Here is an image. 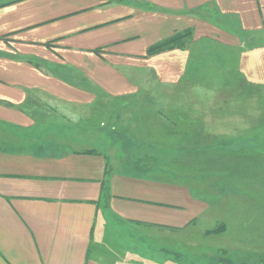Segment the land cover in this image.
I'll list each match as a JSON object with an SVG mask.
<instances>
[{"label":"crops","instance_id":"crops-1","mask_svg":"<svg viewBox=\"0 0 264 264\" xmlns=\"http://www.w3.org/2000/svg\"><path fill=\"white\" fill-rule=\"evenodd\" d=\"M262 38L264 0H0V264H262L264 190L241 186L264 179L254 93L190 70L214 40L264 89ZM104 99H137V121L105 138L83 117ZM131 139L146 150L123 157Z\"/></svg>","mask_w":264,"mask_h":264},{"label":"rangeland","instance_id":"rangeland-1","mask_svg":"<svg viewBox=\"0 0 264 264\" xmlns=\"http://www.w3.org/2000/svg\"><path fill=\"white\" fill-rule=\"evenodd\" d=\"M211 20H214L213 17H211ZM262 38L261 40H263ZM186 39L183 43H185ZM230 46H225L223 44H220L219 42H216L214 40L206 39L204 41H200L195 44V51H194V61L198 64H195V69H190L192 71V75L195 76L198 80L203 81L200 82L199 85H208L206 83H210L209 86L213 85V87H217L218 90L220 89L221 93H225L226 91H238L241 92L242 95H239L240 98L243 97V93H246L247 91L254 93V105L248 107L249 110H252L254 113L253 115L254 121L259 126V136L260 141L264 140V89H252L246 88L244 85V81L240 80L238 77V72L235 67V60L237 58L238 52H235L231 49H229ZM228 78L229 81H231L235 86L232 88H226L225 85H220L222 83L221 79ZM230 82V83H231ZM225 91V92H224ZM233 96V95H232ZM242 96V97H241ZM240 100V99H239ZM102 103L98 106L96 111H93V115H90V110H83V117L87 119L97 118L99 120L100 126L107 128L109 126V129L112 127H115V129H111L110 134H105V138H108V135H114L113 132H116V134L122 133L125 127V123H130L136 120V113L139 112L140 107L137 105V99H104L101 100ZM245 103V102H244ZM170 106V103L167 105ZM245 111V110H244ZM96 113V114H95ZM132 124V123H131ZM120 129L122 131H120ZM120 131V132H119ZM111 140H115V138H112ZM131 146H127V153L129 155L123 154V157H129L131 155V158H134L135 155H137V152L139 151L138 148L146 150L145 148H141L137 146V143L131 139ZM106 143V142H105ZM111 143V141H110ZM99 149L103 150L105 148V144L101 143L98 146ZM106 149V148H105ZM121 149V148H120ZM148 151V150H147ZM259 156L264 158V143L259 142ZM149 152H145V154H148ZM154 155V153H152ZM264 163V162H263ZM256 184L260 190H264V179H257L254 180L252 183L244 182L241 184V186H248L249 184ZM230 189L228 190H234L240 187V183H234L232 185H227ZM223 191V190H222ZM235 196V195H234ZM227 204L230 205L228 207H231V210L228 211L230 214L229 218H231L233 222H235L238 219V215H242L244 212H242L240 209L237 208V203L232 204L231 196L228 195L227 197ZM237 200V197L234 198V202ZM263 198L259 196L258 201L253 202V204L259 203L258 209L256 213L253 215L254 222L257 223H264V204ZM233 207V208H232ZM235 208V209H234ZM250 208V207H249ZM257 217V219H256ZM208 226L211 224L208 223ZM261 230L264 231V227L260 228H254V230ZM260 236H264V233L259 234ZM216 240H213L210 244V248H208L206 251L210 253L212 251V248L219 247V242H215ZM222 243V242H220ZM223 245V244H220ZM226 246V244H224ZM218 246V247H217ZM224 247V246H223ZM215 250V252L219 250ZM230 251L232 249L228 248ZM215 252L212 253L213 258L207 259V262L215 261L214 263H217L219 257L224 258L222 254H216ZM232 254V253H231ZM173 257V256H172ZM177 258V256H175ZM181 256H178L175 261H165L164 259L161 260L162 264H177L179 262L181 263H188V264H197L201 263L204 264V260L202 258H199L198 256H183V258H180ZM154 258V257H153ZM262 258V264H264V255L261 256ZM206 259V258H204ZM214 259V260H213ZM155 260V258H154ZM164 260V261H163ZM221 260V259H220ZM221 261H224L223 259ZM228 259L226 260V263H228ZM149 264V262H147ZM233 264V262H231ZM213 264V263H211Z\"/></svg>","mask_w":264,"mask_h":264},{"label":"trees","instance_id":"trees-1","mask_svg":"<svg viewBox=\"0 0 264 264\" xmlns=\"http://www.w3.org/2000/svg\"><path fill=\"white\" fill-rule=\"evenodd\" d=\"M190 36V31H181L175 33L173 36L166 38L162 41H159L147 49V54H153L155 52L171 49L177 46H181L184 43V40Z\"/></svg>","mask_w":264,"mask_h":264}]
</instances>
